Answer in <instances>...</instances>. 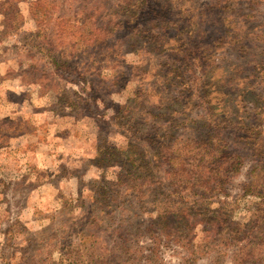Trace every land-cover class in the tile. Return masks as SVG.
<instances>
[{"label":"rangeland","instance_id":"1","mask_svg":"<svg viewBox=\"0 0 264 264\" xmlns=\"http://www.w3.org/2000/svg\"><path fill=\"white\" fill-rule=\"evenodd\" d=\"M0 173V264H264V0H0Z\"/></svg>","mask_w":264,"mask_h":264},{"label":"crops","instance_id":"2","mask_svg":"<svg viewBox=\"0 0 264 264\" xmlns=\"http://www.w3.org/2000/svg\"><path fill=\"white\" fill-rule=\"evenodd\" d=\"M4 153L6 154V150ZM6 170H3V172H6ZM6 182V178L0 173V213H5L6 221L8 222L12 206L14 207L16 205L17 199L23 195L27 198L26 202L29 201V193L27 194V187L24 180H12V184L9 185H6ZM23 192H26V194Z\"/></svg>","mask_w":264,"mask_h":264}]
</instances>
